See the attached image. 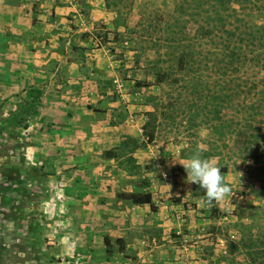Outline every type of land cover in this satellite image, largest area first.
Wrapping results in <instances>:
<instances>
[{
	"label": "rangeland",
	"instance_id": "rangeland-1",
	"mask_svg": "<svg viewBox=\"0 0 264 264\" xmlns=\"http://www.w3.org/2000/svg\"><path fill=\"white\" fill-rule=\"evenodd\" d=\"M0 264H264V0H0Z\"/></svg>",
	"mask_w": 264,
	"mask_h": 264
},
{
	"label": "clouds",
	"instance_id": "clouds-1",
	"mask_svg": "<svg viewBox=\"0 0 264 264\" xmlns=\"http://www.w3.org/2000/svg\"><path fill=\"white\" fill-rule=\"evenodd\" d=\"M181 165L186 171L187 182L198 185L208 203L224 200L233 195L232 188L225 183L224 174L221 173L215 157L204 158L197 151Z\"/></svg>",
	"mask_w": 264,
	"mask_h": 264
},
{
	"label": "trees",
	"instance_id": "trees-1",
	"mask_svg": "<svg viewBox=\"0 0 264 264\" xmlns=\"http://www.w3.org/2000/svg\"><path fill=\"white\" fill-rule=\"evenodd\" d=\"M158 80H160L158 78ZM142 86L146 87L149 86V84H142ZM221 171H224V169H221ZM121 199L125 201H129L133 205H147L152 212H156V207L153 205L151 200V195L149 193H124L120 196ZM121 243V241H118ZM103 244L105 246V254L107 257H110L112 255V249L110 241L107 237L103 238ZM123 249V246L120 244V250Z\"/></svg>",
	"mask_w": 264,
	"mask_h": 264
},
{
	"label": "crops",
	"instance_id": "crops-1",
	"mask_svg": "<svg viewBox=\"0 0 264 264\" xmlns=\"http://www.w3.org/2000/svg\"><path fill=\"white\" fill-rule=\"evenodd\" d=\"M145 206H147V205H145Z\"/></svg>",
	"mask_w": 264,
	"mask_h": 264
}]
</instances>
